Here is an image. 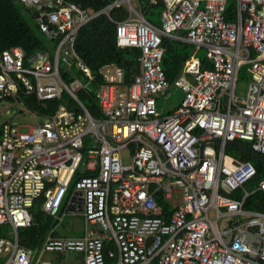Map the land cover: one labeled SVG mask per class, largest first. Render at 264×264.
Returning a JSON list of instances; mask_svg holds the SVG:
<instances>
[{
	"label": "built area",
	"instance_id": "1",
	"mask_svg": "<svg viewBox=\"0 0 264 264\" xmlns=\"http://www.w3.org/2000/svg\"><path fill=\"white\" fill-rule=\"evenodd\" d=\"M17 1L58 41L52 52L26 59L20 47L0 51V102L20 93L42 106L62 101L49 116L27 110L43 119L27 132L8 122L0 129L1 264H61L58 256L64 264H264V213L245 206L254 192L264 194V177L246 187L254 165L225 153L227 142L245 141L264 155V0H162L158 26L129 0L101 11L65 0ZM231 1L236 18L229 21ZM120 4L129 16L115 22L116 45L140 51L129 84L121 66L94 74L75 50L79 30ZM163 37L203 49L211 67L190 58L169 84ZM242 67L249 83L239 97ZM91 84L99 118L78 98ZM170 88L182 97L163 115L156 97ZM23 102L15 101L26 108ZM39 198L55 226L65 216L80 217L82 234L53 236L54 227L40 246H21L18 230L34 224ZM159 199L172 206L168 219Z\"/></svg>",
	"mask_w": 264,
	"mask_h": 264
},
{
	"label": "trees",
	"instance_id": "2",
	"mask_svg": "<svg viewBox=\"0 0 264 264\" xmlns=\"http://www.w3.org/2000/svg\"><path fill=\"white\" fill-rule=\"evenodd\" d=\"M67 2L75 3L83 9H91L93 11H101L116 0H65ZM137 10L143 17L151 24L158 26L160 23V12L164 8L162 0H136ZM236 13V3L231 1L225 12L226 19L232 21ZM129 13L127 8L120 4L112 8L108 14L101 13L99 16L92 19L85 24L78 32L75 50L82 60L89 66L94 74L97 70L108 64H117L124 70V81L129 84L132 77L137 73L136 59L140 54L137 48H119L115 40V22H120L127 19ZM58 39L49 38L38 28L32 11L24 8L15 0H0V51L8 50L14 47H20L25 59L29 56L43 50H49L56 46ZM164 52L161 59V66L165 74L166 80L172 84L176 76L181 72L183 61L190 55H194L200 61L201 69L210 68L211 64L207 61L205 51L201 49L196 50L194 46L172 38L163 37L161 43ZM242 77L248 78L245 69L240 70ZM239 72V74H240ZM72 77V75L70 76ZM90 86L94 87V84ZM176 89V88H174ZM78 98L84 104L89 114L93 118H99L101 112L97 104V100L92 91L88 88L78 93ZM24 101L27 105L25 108L30 112H36L39 115H51L58 104L62 100H50L46 102V106L38 104L34 96H23L19 94L18 99L8 97L6 102L12 104L15 101ZM67 101L68 107H73L71 99L64 97ZM23 109L19 108V114L23 113ZM3 122L0 123V129ZM241 143L242 141H238ZM249 145V144H247ZM227 155L234 156L240 160L250 161L255 169V177L245 184L246 187H251L264 177V155H254L249 151L240 150L239 148L227 145L225 147ZM240 190L233 193V197L239 196ZM160 200V199H159ZM42 198L36 200L31 208V213L34 218V224L28 228L18 230V241L23 247L35 248L40 246L49 232L55 227V222L47 216L41 209ZM245 206L247 208L255 209L264 213V194L256 191L246 200ZM4 228L0 227V237L4 235ZM53 236H57L55 231ZM57 263L62 260L58 256ZM3 259L0 258V264Z\"/></svg>",
	"mask_w": 264,
	"mask_h": 264
},
{
	"label": "rangeland",
	"instance_id": "3",
	"mask_svg": "<svg viewBox=\"0 0 264 264\" xmlns=\"http://www.w3.org/2000/svg\"><path fill=\"white\" fill-rule=\"evenodd\" d=\"M129 2L133 7L137 8L135 0H129ZM201 51L204 52L203 49H201ZM76 76L83 81L82 76L78 74H76ZM248 83H249V77L244 78L242 77V74H240L236 85L237 96L244 97ZM88 90L92 91L93 93L95 87L89 86ZM181 95L182 92L174 88H170V90L166 91L163 95H159L156 99L157 111L163 115L169 114L178 105ZM19 108H22L24 110L22 114H19ZM42 121L43 119L40 117L31 118L30 113L23 107L22 104H17V103L0 104V123L8 122L11 124H15L18 126V130L20 132H27L29 130V127L32 126L33 123H40ZM241 143L246 145L249 144L245 141H242ZM122 161L124 164L130 163L128 150L122 151ZM209 214L210 217L213 219V211H210ZM82 223L83 222L80 217L65 216L62 222H60L55 226L54 231L57 233V236L59 237H76L82 234L81 232ZM71 255H69V257L72 258ZM54 256L55 254H46L44 258L51 260V258H53Z\"/></svg>",
	"mask_w": 264,
	"mask_h": 264
},
{
	"label": "crops",
	"instance_id": "4",
	"mask_svg": "<svg viewBox=\"0 0 264 264\" xmlns=\"http://www.w3.org/2000/svg\"><path fill=\"white\" fill-rule=\"evenodd\" d=\"M15 1H16L17 3H19L17 0H15ZM135 1H136V0H135ZM129 3H130V2H129ZM19 4H20V3H19ZM130 4H131V3H130ZM21 5H22V4H21ZM22 6H23V5H22ZM23 7H24V6H23ZM24 8H25V7H24ZM136 9H137V8H136ZM128 13H129V12H128ZM32 14H33V12H32ZM128 16H129V15H128ZM142 16H143V15H142ZM127 18H128V17H127ZM143 18H144V17H143ZM235 18H236V13H235V17H234V19H235ZM144 19H145V18H144ZM234 19H233V20H234ZM145 20H146V19H145ZM194 48H195V47H194ZM195 49H196V48H195ZM196 50H198V49H196ZM190 58H195V57H194V55H190L188 58L185 59V61L188 60V59H190ZM195 59H197V58H195ZM197 60H198V59H197ZM185 61H183V67H184V62H185ZM199 62H200V61H199ZM136 67H137V72H138V66H136ZM183 67H182L181 72H179V74L182 73V71H183ZM242 68H244V67H242ZM242 68H241V69H242ZM241 69H240V70H241ZM239 72H240V71H239ZM245 72H246V71H245ZM179 74H178V75H179ZM240 74H241V72H240ZM240 74H239V76H240ZM246 74H247V73H246ZM178 75H177V76H178ZM177 76H176V78H177ZM239 76H238V78H239ZM176 78H175V79H176ZM174 81H175V80H174ZM176 90H178V89H176ZM124 91H126V90H124ZM178 91H179V90H178ZM157 97H158V96H157ZM157 97H156V99H157ZM181 97H182V95H181ZM181 97H180V99H181ZM179 101H180V100H179ZM178 104H179V102H178ZM177 106H178V105H177ZM177 106H176V107H177ZM176 107H175V108H176ZM175 108H174L170 113H172V112L175 110ZM244 145H245V144H244ZM158 196H161V195L159 194ZM236 197H237V196H236ZM236 197H234V198H236ZM160 201H161V203L164 205L165 209H167V211L165 212L166 214H164V215H165V217H167V219H168L169 216H170V214L172 213V206L170 205V203L164 201L163 199H162V200L160 199ZM213 218H214V216H213ZM218 225H219L220 228H222V226L224 225V220H220V221L218 222ZM3 232H4V236H5V231H3ZM71 256L74 257L73 255H71ZM0 258H2L3 261H4V258H3V257H0ZM68 258L71 259V257H69V256H68ZM52 259H53V258H51V261H52ZM48 260H50V259H48ZM67 262L70 263L69 260H68ZM59 263H61V264L63 263V264H64V263H65V260L62 259Z\"/></svg>",
	"mask_w": 264,
	"mask_h": 264
},
{
	"label": "water",
	"instance_id": "5",
	"mask_svg": "<svg viewBox=\"0 0 264 264\" xmlns=\"http://www.w3.org/2000/svg\"><path fill=\"white\" fill-rule=\"evenodd\" d=\"M209 142H211V143H213V144H216V143H218V142H220V141H219L218 138H213V139L210 140ZM203 145H204V143L201 144L200 149H202V146H203ZM227 145L235 146V147L239 148L240 150L249 151V152L253 153V154L256 155V156H259V154L255 153V152H254L249 146L244 145V144H241V143H239V142L229 141V142H227ZM262 159H263V161H264V158H262Z\"/></svg>",
	"mask_w": 264,
	"mask_h": 264
},
{
	"label": "clouds",
	"instance_id": "6",
	"mask_svg": "<svg viewBox=\"0 0 264 264\" xmlns=\"http://www.w3.org/2000/svg\"><path fill=\"white\" fill-rule=\"evenodd\" d=\"M242 144V143H241ZM248 146V145H247Z\"/></svg>",
	"mask_w": 264,
	"mask_h": 264
}]
</instances>
